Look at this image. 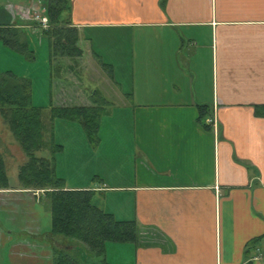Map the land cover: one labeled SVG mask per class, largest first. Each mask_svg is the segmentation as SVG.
Returning <instances> with one entry per match:
<instances>
[{
  "label": "crops",
  "instance_id": "0c3cea01",
  "mask_svg": "<svg viewBox=\"0 0 264 264\" xmlns=\"http://www.w3.org/2000/svg\"><path fill=\"white\" fill-rule=\"evenodd\" d=\"M9 3L0 25L30 26ZM70 6L83 58L95 30L122 38L113 53L128 54L126 104L117 97L109 105L97 144L89 142L105 171L92 185L68 186L92 191L98 208L138 225L135 243L105 244V261L110 251L128 262L106 264H264V0ZM107 69L113 81V65ZM63 78L50 80V101ZM200 106L207 113L199 121ZM109 117L127 123L111 127L124 145L116 156L99 138ZM20 188L0 190V264H53L48 206Z\"/></svg>",
  "mask_w": 264,
  "mask_h": 264
},
{
  "label": "trees",
  "instance_id": "16d2710c",
  "mask_svg": "<svg viewBox=\"0 0 264 264\" xmlns=\"http://www.w3.org/2000/svg\"><path fill=\"white\" fill-rule=\"evenodd\" d=\"M37 1L44 7L48 21V28L41 30V34L48 41L50 80H57L61 78L60 69L64 68L63 59L73 61L82 56L78 30L70 19V0ZM0 42L17 53L27 52L21 28L0 25ZM30 84V81L15 76L11 71L0 73V118L26 158L18 168L19 185L22 189L43 191L44 202L51 215L48 237L52 245L53 264H90L86 256L79 259L68 255L65 248L71 242L80 244L93 260L106 264L105 244L135 243L138 225L133 220H115L92 203V191L70 189L64 179L57 176L55 154L62 147L54 143L53 122L55 119L78 122L87 140L95 145L99 140V124L109 104L94 102L90 106L57 107L50 103L47 118L44 119L40 108L32 105ZM198 108L200 121L207 113V107ZM42 151H47L48 157L40 156ZM8 183L0 156V189H7Z\"/></svg>",
  "mask_w": 264,
  "mask_h": 264
},
{
  "label": "rangeland",
  "instance_id": "374dc122",
  "mask_svg": "<svg viewBox=\"0 0 264 264\" xmlns=\"http://www.w3.org/2000/svg\"><path fill=\"white\" fill-rule=\"evenodd\" d=\"M8 1L9 0H0L1 11V5ZM10 1L15 4H6L8 5V11H10L14 17H19L20 20H22L21 22L32 27L27 26L22 28L27 45V52L24 54L12 51L0 42V72L11 71L15 76L30 81L32 105L36 108H40L44 119L47 118L46 114L49 112L50 103L57 107L90 106L94 104V101L97 103L105 102L109 105H115L118 103V97L121 102H125L126 104L127 98L125 97L126 95H124V91L129 88L128 82L130 74V70L126 63V56L128 54H114L117 52L114 51L113 53L112 49L116 45L117 40H119L117 43L118 45L125 43H123L122 38L111 37L110 35L104 36L103 33H101V35L97 34V30L92 33L93 35H89L91 37L89 38L91 39L89 43L91 44L90 49L92 52L90 56L86 54L88 57L85 58L81 56L79 59L73 61L70 59L62 60L64 66L61 65V67L63 66L64 68L60 69V77H64V81L62 82L61 80L55 83L58 97L54 96L55 101H50L48 41L46 37L41 34V30H46L48 28V21L46 27L41 22L44 17L47 18L45 9L37 0ZM18 23L20 24V21ZM35 26H42V28H35ZM44 27L45 29H43ZM32 56L33 58H31ZM97 56L99 61L93 58ZM117 57L119 59L118 64L115 60ZM109 65H113V81H111L110 76L107 74ZM59 67L58 65L56 70L57 73L59 72ZM157 71L160 73L159 69ZM117 83L121 85L118 86ZM164 85H166V83H164ZM92 93L94 94L91 96V99L88 96ZM109 109L110 108L107 109L108 112H110ZM118 123L121 126L127 125L125 120L121 118L109 117L104 119L102 122V129L99 133V138L102 142H107L106 144L110 145L108 151L110 150L109 152L114 156L120 151V147L124 148V145H117L116 142H114V140H116L115 136L118 135L116 130L111 127L116 124L118 125ZM81 129L78 122L61 119H55L53 122L54 143L62 147V150L55 154L56 172L58 177L66 179L64 181L67 187L69 185L93 184L91 181L95 179L94 176H100L101 171H105L101 168L103 162H99L101 153H98L97 148L92 150L91 144L84 136V132ZM129 129L119 130V132L120 134L125 132L126 136L124 137L128 138ZM127 151H129V149H127ZM0 156L3 159L9 186L20 187L17 180V172L26 158L1 118ZM40 156L48 157L47 151L40 152ZM108 181L111 183L110 178H108ZM36 192L39 193V196H42V201H45L43 191ZM97 199L100 200V197L97 196ZM68 245L69 246L65 248V250L69 256L79 258L85 254L87 258L89 257L88 260L90 264H96L92 256L83 251V247H81L80 244L71 242ZM116 259L117 261H122V263L128 262L126 258L123 260V257H118L115 252L111 253L109 251L107 253V263L115 261Z\"/></svg>",
  "mask_w": 264,
  "mask_h": 264
},
{
  "label": "built area",
  "instance_id": "2783aa9c",
  "mask_svg": "<svg viewBox=\"0 0 264 264\" xmlns=\"http://www.w3.org/2000/svg\"><path fill=\"white\" fill-rule=\"evenodd\" d=\"M41 22H42V23L45 25V27H46L47 20L43 18ZM39 23H40V22H39ZM45 27H44L43 29H45ZM40 28H42V26H40Z\"/></svg>",
  "mask_w": 264,
  "mask_h": 264
}]
</instances>
